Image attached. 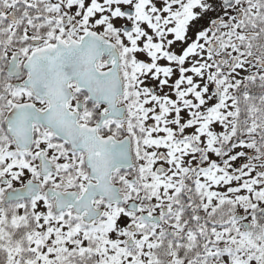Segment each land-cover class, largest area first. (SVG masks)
Instances as JSON below:
<instances>
[{"label": "snow or ice", "instance_id": "6c2138e0", "mask_svg": "<svg viewBox=\"0 0 264 264\" xmlns=\"http://www.w3.org/2000/svg\"><path fill=\"white\" fill-rule=\"evenodd\" d=\"M0 264H264V0H0Z\"/></svg>", "mask_w": 264, "mask_h": 264}]
</instances>
